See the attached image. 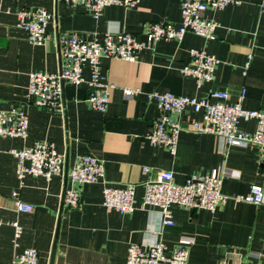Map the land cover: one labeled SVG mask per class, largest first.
<instances>
[{"label": "crops", "instance_id": "1", "mask_svg": "<svg viewBox=\"0 0 264 264\" xmlns=\"http://www.w3.org/2000/svg\"><path fill=\"white\" fill-rule=\"evenodd\" d=\"M236 1L223 10L206 12L218 24L214 40L187 33L179 42L162 40L142 49L135 62L102 60V77L113 86L102 113L86 102L89 90L85 85L64 82V103L58 114L25 98L30 72L61 69L55 36L125 32L144 41L142 30L147 24L179 25V1L139 0L133 8L109 6L95 20L63 0H0V111L23 104L28 116L24 138L0 137V264H14L15 256L26 249L37 251L38 264L49 263L63 196L64 171L49 180L28 174L19 180L18 162L10 150L45 141L65 158L66 137L68 171L79 157L92 156L102 162L104 178L74 186L81 203L77 208H62L54 264H125L131 244L148 247L155 242L168 249H188V264H264V198L258 205L235 199L248 194L251 185L264 189V148L225 145L212 134L192 130L185 123L200 121L201 115L189 109L181 116L183 128L174 154L146 139L159 115L156 103L147 98L151 92L199 99L224 91L228 94L225 102L232 105L244 91L242 108L264 113V0ZM35 7L54 16L47 26L52 39L43 45L31 44L16 26L17 12ZM191 49L205 51L221 62L214 79L201 87L180 73ZM124 88L137 93L125 97ZM255 126L254 120L241 123L247 132ZM144 168L171 171L177 184L192 174L221 170V192L229 199L215 212L172 207L174 226L164 227L157 209L140 205L143 183L150 178ZM128 184L136 185V210L131 214L107 211L102 206L103 187ZM70 186L67 178L66 188ZM17 200L31 205L32 211H18ZM11 222L21 229L15 240Z\"/></svg>", "mask_w": 264, "mask_h": 264}, {"label": "built area", "instance_id": "2", "mask_svg": "<svg viewBox=\"0 0 264 264\" xmlns=\"http://www.w3.org/2000/svg\"><path fill=\"white\" fill-rule=\"evenodd\" d=\"M72 7H81L93 19H98L105 8L122 6L133 8L139 0H63ZM180 23L153 22L147 24L140 41L135 35L117 32L98 35V33L78 34L64 33L54 37L59 46L62 62L61 69L54 73L33 71L28 74L25 93L27 103L45 108L49 112L60 114L62 111V84L73 86L85 85L89 90L86 102L97 112H104L109 102V88L100 72L102 60L118 59L135 62L138 53L150 48L159 41H181L187 33L204 38L215 39L218 24L206 17L209 10L220 11L229 5L238 4L236 0H178ZM17 28L26 33L31 44L43 45L52 39L47 33V26L53 20V14L45 9L35 7L21 9L16 14ZM220 60L205 51L191 49L189 58L180 73L195 80L197 87L211 82L215 77ZM88 69L87 76L85 70ZM137 90L123 89L125 97H131ZM244 91L236 104H227L228 94L224 91L210 93L207 97L196 98L175 96L172 93L151 92L147 98L156 103L159 115L153 121L146 135L148 142L154 146L166 147L172 154L178 136L183 128L181 116L189 109L200 114L201 120L186 122L198 133L212 134L225 145H256L264 148V113L245 110L241 106ZM254 120L255 130L247 132L241 129V123ZM28 131V116L23 104L9 110L0 111V137L24 138ZM18 162L17 178L24 175L40 176L47 180L60 177L64 171L65 158L50 143L34 142L22 150H10ZM150 178L143 183L144 193L140 205L144 208L157 209L162 226L173 227L172 207L187 210H207L215 212L225 205L229 199L221 192L223 173L212 170L209 174H192L183 184H177L171 171L151 170L144 168ZM71 186L65 188L63 206L77 208L80 206V193L74 186L95 184L104 178V168L100 160L92 156L79 157L69 169L67 175ZM135 184L124 188L104 186L102 190V206L107 211L119 214H131L136 210ZM17 198V193H12ZM264 189L260 185H251L248 194L236 196L235 199L251 204L263 202ZM20 212H30L33 207L20 200L15 202ZM3 222L0 220V226ZM14 228V240L21 233L17 222H11ZM189 252L184 247L168 249L162 242H155L148 247L131 244L127 249L125 264H188ZM14 264H38V253L34 249H26L15 256Z\"/></svg>", "mask_w": 264, "mask_h": 264}, {"label": "water", "instance_id": "3", "mask_svg": "<svg viewBox=\"0 0 264 264\" xmlns=\"http://www.w3.org/2000/svg\"><path fill=\"white\" fill-rule=\"evenodd\" d=\"M61 100H62V103H64L63 95H61ZM63 115L65 116L64 113H63ZM67 175H68V137H66V152H65V164H64V175H63V196H64L66 184H67ZM63 196H62V204L60 206L59 216H58V220H57V226L55 229V234H54V239H53V243H52V248H51V253H50L48 264H54V261H55L56 250H57V239H58V235H59V224H60L61 212H62V208H63Z\"/></svg>", "mask_w": 264, "mask_h": 264}]
</instances>
